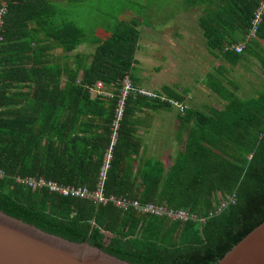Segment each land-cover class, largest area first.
<instances>
[{"label": "trees", "instance_id": "trees-1", "mask_svg": "<svg viewBox=\"0 0 264 264\" xmlns=\"http://www.w3.org/2000/svg\"><path fill=\"white\" fill-rule=\"evenodd\" d=\"M262 1L196 0L215 5L200 23L209 47L231 65L252 54L264 72L263 49L253 52L257 41L247 42L242 53L234 46L250 35ZM110 5L112 10L108 0H0V11L6 9L0 71L20 40L35 55V82L21 101L24 108L17 113L0 104V210L133 264H217L264 222V92L244 98L237 93L240 84L227 76L209 77V88L226 103L223 109L209 114L189 108L180 116L179 133L186 140L168 162L142 156L136 116L146 108L171 107V100L183 104L187 91L165 87L168 96L155 98L132 92L119 122L104 196L185 211L188 220L152 215L133 204L121 208L112 200L65 197L18 181L45 178L97 190L122 83L129 77L140 89L134 75L140 24L129 15L134 4ZM257 35L264 39V15ZM83 43L98 45L92 56L71 54ZM98 82L113 96L94 95Z\"/></svg>", "mask_w": 264, "mask_h": 264}, {"label": "rangeland", "instance_id": "rangeland-1", "mask_svg": "<svg viewBox=\"0 0 264 264\" xmlns=\"http://www.w3.org/2000/svg\"><path fill=\"white\" fill-rule=\"evenodd\" d=\"M111 1L108 0L110 10H112ZM130 1L134 5L130 8L132 13L129 15L139 22L138 29L141 33L139 49L136 54L138 64L134 75L135 77H146V81H148L145 82L146 90L160 93L166 97L162 85L184 94L189 88L193 90V87L197 84L198 86L195 87L197 92L192 104H197L200 106L201 111L207 113L209 108L219 105V100L215 102L213 96L199 95L200 92L198 91L200 88L204 89L210 86L211 75L207 76V74L213 64H217L226 72L222 74V79L226 78L227 74L236 84H240L238 90L240 96H255L263 90L261 83L254 88V81L251 78L253 77L252 72L258 70L260 62L256 61L252 54H247L245 59L237 65H231L227 59L216 61L220 51L209 47L208 39L200 23L201 18L205 17L210 9H215L214 4L209 8L208 5L196 4V0ZM101 7L104 10L108 9L104 4ZM116 9L119 8H114V10ZM80 25H84V23ZM97 33L102 36L104 31L98 30ZM256 39L258 40V38ZM261 43L264 45V42ZM97 46L96 44H86L80 47L79 50L71 52V54L80 53L92 56ZM160 65L165 66L164 71L155 69ZM147 77H149V80H147ZM228 87L230 89L234 88L230 84H228ZM155 125L156 128L164 126L167 131L140 136L146 142V148H143L142 156L162 158L165 162H168V154L174 153L175 150L171 147L172 144L168 142V138H171L172 132L174 133L177 128L180 131L181 125L177 122L172 123L171 120L167 121L165 125L163 123Z\"/></svg>", "mask_w": 264, "mask_h": 264}, {"label": "water", "instance_id": "water-1", "mask_svg": "<svg viewBox=\"0 0 264 264\" xmlns=\"http://www.w3.org/2000/svg\"><path fill=\"white\" fill-rule=\"evenodd\" d=\"M0 264H133L88 242L48 233L0 210ZM217 264H264V222Z\"/></svg>", "mask_w": 264, "mask_h": 264}, {"label": "crops", "instance_id": "crops-1", "mask_svg": "<svg viewBox=\"0 0 264 264\" xmlns=\"http://www.w3.org/2000/svg\"><path fill=\"white\" fill-rule=\"evenodd\" d=\"M256 38H258V40ZM256 38H250L248 36L247 39L240 41L237 45H234V46L236 47L239 45H244L246 47L247 42L255 40L257 42L252 43L254 47L253 52H256L257 50L261 51L260 48H262L264 51V45L261 43V42H264V39L260 38L258 35ZM86 44H89V43L81 44L76 50H79L80 47ZM34 46L35 45L32 44V47ZM30 47H31L30 44L28 45L24 43L22 40H20V42H18V45L16 46L14 45L13 51L9 53V55L5 56L6 58L5 66L0 71V86L1 88L4 87V89L0 91V104L3 105V107L1 108L2 110L13 111V112L15 111L18 113L21 109L24 108V105H22L21 101L24 99V97H26L28 93H31V89L29 85L35 82V55L31 53ZM27 50H29L28 56L25 55V52ZM60 52L61 51L58 50L57 54ZM217 57L218 58H216V61L218 62L220 60H224V57L221 52L220 54H218ZM255 60L259 61L257 58H255ZM164 67H165L164 65H160L155 69L157 71H164L165 70ZM210 68L211 69L209 70L208 74L206 71L207 76L214 75L216 78L222 79L221 78L222 74L220 71L223 69L217 66V64L211 65ZM252 75L253 77L251 78L254 81V88L257 87L258 84L260 83L263 86V90H261L257 94L264 92V72L260 68V65L257 71L252 72ZM226 76L228 79H230V77H228L227 74ZM137 77L139 78V88L145 89L146 88L145 82L146 83L148 82L146 81V77L145 78L140 77V76H137ZM147 80H149V77H147ZM226 83L227 82H225V84ZM196 86L198 85L195 84V86L193 87V90L189 88V90L187 91L188 94L186 95V100L183 104L175 100H171L172 102L171 107H166L163 109L146 108L144 110L139 111L136 116L138 124H139L138 125L139 135L145 136L146 134H149V133L156 134V133H162L164 131H167L166 128H164V126H160L159 128H156L155 124L163 123L165 125V123H167V121H170V120L172 121V123H175V122L179 123L180 116L184 114V112L187 109L192 108L195 110H200L201 109L199 108L200 106H198L197 104L195 105L192 104L194 102V98L197 92V88L195 89ZM165 87L167 86L162 85L163 89ZM198 92H200L199 95L204 94L205 96H211V97L213 96V98L215 99V102L219 100L218 102L219 105L212 106L211 108H209V111L207 113L210 114L214 110H218V109L221 110L225 107V104H226L225 101L220 96H218L214 91H212L211 88L209 87L207 88L205 87L204 89L200 88ZM251 97H254V96L249 95V97H244V98H251ZM181 107H184L185 109L184 112L181 111L182 110ZM176 130L174 133L172 132L171 138H168V142L172 144L171 147L175 149L174 153L171 152L168 154L169 157L170 156L176 157V154L183 148L185 140H186L187 135L185 133L183 135H180V133L178 134L179 132L178 128ZM145 143L146 142H144V147L146 148ZM146 156L149 157L148 155ZM161 160L164 161V159L162 158Z\"/></svg>", "mask_w": 264, "mask_h": 264}, {"label": "built area", "instance_id": "built-area-1", "mask_svg": "<svg viewBox=\"0 0 264 264\" xmlns=\"http://www.w3.org/2000/svg\"><path fill=\"white\" fill-rule=\"evenodd\" d=\"M6 13V9H2L0 11V41L2 40L1 36V31L3 27V16ZM264 15V0L261 2L256 14L255 18L253 21V27L250 32L249 37L250 38H256L257 33L260 27V24L262 22V17ZM245 46L244 45H239L235 47L236 52L242 53L244 52ZM112 89L108 88L103 82H98L94 88H92V93L96 94L97 96H109L112 97ZM132 92H137L138 94L148 96V97H157L156 93L145 90V89H136L134 87V84L132 80L129 77H126L122 83V89H121V99L117 108V119L114 123L113 127V136H112V144L111 147L108 149L106 155H105V161L102 166L101 174H100V180L99 184L97 187V190L91 192L89 189L84 188V187H76V186H64L60 185L57 182L47 180L45 178H26L22 179L20 178L18 181L20 183H23L27 185L28 187L32 189H42V188H47L50 190L52 193H58L60 195H63L65 197H73V198H83V199H91L97 202H103L107 203L109 200H112L116 203L118 207L121 208H127L130 204H133L137 209L150 213L152 215L156 216H168L171 219L175 220H183L186 221L190 218V215L188 212L185 211H173V210H168L165 207H159L154 204H149L146 206H140L139 202L135 201L133 203H130L126 199L123 198H115L111 197L110 199H107L104 194H103V188H104V183L107 177L108 170L111 165V160H112V155H113V148L117 143L118 140V128L120 126L119 122L123 117L124 114V108H125V101L127 97L132 93ZM184 107H182V112H184ZM1 175V174H0Z\"/></svg>", "mask_w": 264, "mask_h": 264}]
</instances>
